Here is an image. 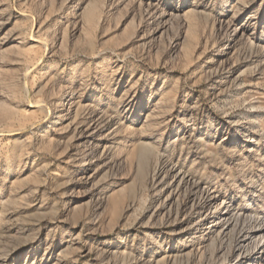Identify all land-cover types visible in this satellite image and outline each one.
<instances>
[{
	"label": "rangeland",
	"instance_id": "rangeland-1",
	"mask_svg": "<svg viewBox=\"0 0 264 264\" xmlns=\"http://www.w3.org/2000/svg\"><path fill=\"white\" fill-rule=\"evenodd\" d=\"M249 225L264 0H0V264H264Z\"/></svg>",
	"mask_w": 264,
	"mask_h": 264
},
{
	"label": "bare ground",
	"instance_id": "bare-ground-1",
	"mask_svg": "<svg viewBox=\"0 0 264 264\" xmlns=\"http://www.w3.org/2000/svg\"><path fill=\"white\" fill-rule=\"evenodd\" d=\"M52 123H55V121H53ZM99 133L97 132H94ZM92 137V136H91ZM174 167H171V171L173 170ZM176 176V175H175ZM194 178V177H193ZM200 181V180H199ZM181 182V181H179ZM184 185L186 186V196L187 198L190 199V202H192V206H194V202L198 201V206L200 205H209L211 202L214 201L213 196H209L207 194H200L199 196L194 192L195 189L197 188L198 182L193 181L191 178L185 180ZM184 188V189H185ZM207 191V190H205ZM208 193V192H207ZM204 202V203H203ZM203 203V204H202ZM201 206V207H202ZM219 207H223L224 208V215L220 216V217H216L213 218L212 224L216 225L221 223L223 225V227H226L227 229L231 228H236V226L242 222V224L244 223V221H248L249 218H247L246 216L242 215V214H231L232 211V206L230 205L229 202H227L226 200H220V202L218 204H215V208H219ZM186 208V207H185ZM201 211V210H200ZM234 211V210H233ZM248 230H240L238 232V236L234 241V247L238 250H241L244 247V244L251 238V237H256L255 242H257L259 240V237L261 238V236L264 237V227H253L251 225L248 226ZM258 251L260 252H264V243H260L259 242V246H258Z\"/></svg>",
	"mask_w": 264,
	"mask_h": 264
}]
</instances>
